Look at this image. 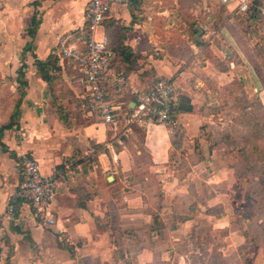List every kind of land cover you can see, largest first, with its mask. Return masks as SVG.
<instances>
[{
	"label": "crops",
	"instance_id": "obj_1",
	"mask_svg": "<svg viewBox=\"0 0 264 264\" xmlns=\"http://www.w3.org/2000/svg\"><path fill=\"white\" fill-rule=\"evenodd\" d=\"M88 1L0 0V79L14 80L0 81V110L6 87L19 93L10 114L0 112V127L13 120L0 132V264H210L216 248L208 240L223 232L227 242L215 252L220 264L246 240L232 223L240 186L229 160L233 152L220 145L224 130L207 110L234 86L254 91L264 105V83L252 56L263 42L254 35L262 32L264 7L254 3L239 12L235 2H221L226 7L219 10L206 0L114 6L96 37L112 35L108 25L114 21L128 28L125 44L137 66L127 70L123 101L133 106V90L164 77L193 109L178 113L174 129L147 120L135 126L126 145L109 148L116 128L100 121L78 124L77 100L87 98L85 89L76 68L51 54L61 39L72 40L85 26ZM255 6L258 16L251 18ZM34 17L39 23L30 33ZM49 55L58 59L63 90L72 99L59 101H73L71 125L56 108L62 89L37 71L36 60ZM23 64L27 84L20 86ZM123 67L120 60L113 63L109 80ZM86 105L89 117L88 98ZM23 155L36 158L45 175L59 173L53 224L36 220L30 204L17 196ZM69 162L71 177L64 174ZM12 199L17 202L9 213Z\"/></svg>",
	"mask_w": 264,
	"mask_h": 264
},
{
	"label": "built area",
	"instance_id": "obj_2",
	"mask_svg": "<svg viewBox=\"0 0 264 264\" xmlns=\"http://www.w3.org/2000/svg\"><path fill=\"white\" fill-rule=\"evenodd\" d=\"M131 0H89L85 7V26L72 37L61 39L51 50V54L66 59L78 70L77 82L84 87L88 104L100 122L107 124L109 129L116 128V136L107 141L106 147L115 144L124 145V140L135 135V126L143 125L152 120L168 129L178 127L179 121L173 115L172 109L177 101L179 90L173 81L159 79L149 89L133 90L135 99L130 111L124 117L119 128L115 120L119 103H114L107 97L104 84L114 86L120 92L127 88V77L123 72L113 73V80H109L108 72L111 69L115 53L111 48L108 35L97 38V28L110 16L116 5H128ZM222 3H236L235 9L247 12L250 0H220ZM94 150L90 151L93 153ZM22 180L19 183L17 196L27 201L33 217L47 224H53L54 199L58 182V172L45 175L40 162L31 156L23 155L20 158ZM75 173L72 164L65 166L64 174L71 177ZM8 212L14 213V205L9 204Z\"/></svg>",
	"mask_w": 264,
	"mask_h": 264
},
{
	"label": "rangeland",
	"instance_id": "obj_3",
	"mask_svg": "<svg viewBox=\"0 0 264 264\" xmlns=\"http://www.w3.org/2000/svg\"><path fill=\"white\" fill-rule=\"evenodd\" d=\"M206 1L212 3L219 10L226 7L220 0ZM258 1L264 7V0H250V4L252 5ZM254 36V40L256 39L258 42L264 40V33L256 32ZM256 49L254 48L252 55L254 54L257 58L256 62L261 64L262 60ZM262 69L264 70V64ZM53 75L55 77L53 85L62 89L58 98L60 100H72L70 92L63 90V80L60 74L53 73ZM3 79L7 83L14 81L13 79L7 80L6 77L1 78L0 81ZM18 96L19 93L14 92L9 87L3 90L1 99L4 107L0 110L2 116L10 114ZM218 99L219 104L208 109L207 112L210 111V114H215V125L220 126L224 132L233 136V139L227 140L228 142H232L235 147H246V150L251 154L252 169L244 171V167H241L243 162H241L236 172L240 186L235 192L236 201L232 205L234 212L232 223L243 235L248 232L249 237L255 240L250 241L247 245L237 246L235 253L227 255L224 259L221 258L219 262L220 264H226L227 262H232V264H244L245 262V264H260L259 262H261V264H264V187L261 184L264 182V175L258 174L259 171L264 170V108L261 107L259 98L254 91L248 93L240 86H234L228 91H224ZM229 160L230 162H239V159H234L233 155ZM212 237L213 240H208L211 245H208L216 249L212 255L210 253V264L215 262L217 255L215 252H219L217 247L221 248L227 242L223 232H216ZM249 255L250 257H257V260H250Z\"/></svg>",
	"mask_w": 264,
	"mask_h": 264
},
{
	"label": "trees",
	"instance_id": "obj_4",
	"mask_svg": "<svg viewBox=\"0 0 264 264\" xmlns=\"http://www.w3.org/2000/svg\"><path fill=\"white\" fill-rule=\"evenodd\" d=\"M257 4H259V1L257 2ZM258 7H253L251 8V18L257 17L258 16ZM109 18V17H108ZM108 18H106L103 23H105ZM38 21L36 20V18L34 17L32 20V25L30 27L29 32L33 33L35 32L37 26H38ZM108 27L111 29L112 28V35H109L108 37L110 38V43H111V48L115 53V57H114V61L118 62L120 60V62H122L124 64L123 69H121V72H123L125 74V76H127V70H132L133 68H136L137 64H136V55L133 52V49L125 44V33L128 30V28L120 26L119 24H117L115 21L111 22ZM262 27V32L264 33V20L261 24ZM249 31V30H248ZM258 53H259V57L261 58L262 62L261 64L257 61V58H255L256 56L253 54V61L256 64V68L258 69V72H260V75L262 76L263 79V83H264V70L262 69V66L264 64V57H262L261 55L264 53V40L262 42V44H260L259 47H257ZM23 67H25V64H23V66L18 70V78H17V82L20 84V86L26 85L27 81L25 79V74L23 71ZM36 67H37V71L38 74L44 78L48 83H52L55 80V77L53 75V73H58L61 71V66L58 64V59L55 58L52 55H49V57L45 60H36ZM74 67V66H73ZM77 71V75H78V70L75 69ZM159 79H165L164 77H154L151 79V82H149V84L147 85L146 89H149L151 87V85L159 80ZM105 90L107 93V97L112 100L114 103H119L120 104V109L117 110L116 113V118L115 120L118 122V125L121 126L124 120V117L129 113L130 108H129V104L127 101H123L122 99V94L124 93L123 91H116L114 86L109 85V83H105ZM21 94L23 95V92H21ZM57 100V98H56ZM78 101V105H82V109L79 108L80 111H78V113H76L75 115L77 116L78 119V124L80 125H86V124H90L93 123L95 121H99V119L97 118V116L92 113V115L89 117L85 116V112L87 111V98H83V99H79ZM73 101H67L65 103H62L59 101L58 98V103L56 104V108L57 111L60 115L61 120L64 122V124L66 125H71L69 119H67L71 113L70 108H72V103ZM259 103L261 105L262 108H264V105L262 104V102L259 100ZM193 107L190 103V100L187 96H183L180 92L178 93V97H177V101L172 109V113L174 116L177 117L178 113L181 111H192ZM81 117H85V119L81 118ZM13 125V120L11 119L9 123L3 125L2 127H0V132H2L4 129L10 128ZM178 130H180V128H178ZM131 138L125 139L124 140V145H126L128 143V141ZM229 139H233V136L230 135L229 133L227 134L226 132L221 133V137H220V145L226 146L230 149L231 152H233V156L234 159L238 160L239 162H232L236 172L238 171L239 167L238 165H241L240 163L243 162V166L244 167V171H247L248 169H252V160L250 159V155L249 152L246 150V147H240V146H234L232 145V142H228L227 140ZM116 148L121 147L122 145H118L115 144ZM251 167V168H250ZM258 174H262L264 175V170H261L258 172ZM262 187H264V182L261 183ZM17 202V201H16ZM16 202H13V199L11 200V203L15 206ZM251 227V226H250ZM252 229V228H251ZM245 237V245H247L248 243H250V241H255L254 238H250L249 237V233H245L244 234ZM249 240V242H248ZM215 264H219L218 261L215 262Z\"/></svg>",
	"mask_w": 264,
	"mask_h": 264
},
{
	"label": "water",
	"instance_id": "obj_5",
	"mask_svg": "<svg viewBox=\"0 0 264 264\" xmlns=\"http://www.w3.org/2000/svg\"><path fill=\"white\" fill-rule=\"evenodd\" d=\"M198 29H199V32H201L200 28H198Z\"/></svg>",
	"mask_w": 264,
	"mask_h": 264
}]
</instances>
